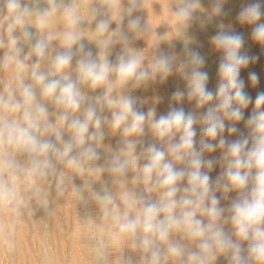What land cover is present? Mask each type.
Listing matches in <instances>:
<instances>
[{"label": "clouds", "instance_id": "obj_1", "mask_svg": "<svg viewBox=\"0 0 264 264\" xmlns=\"http://www.w3.org/2000/svg\"><path fill=\"white\" fill-rule=\"evenodd\" d=\"M226 2L213 0L206 20L226 15ZM262 4L250 0L237 20L251 26L252 41L264 48ZM143 5L144 0H0V243L14 253L23 219L37 207L51 217L50 202L73 193L76 202L94 206L95 218L82 220L93 234V264H215L221 256L227 264H264V91L245 118L253 97L240 76L259 58L243 51V35L220 21L210 38L221 53L218 83L209 89L205 57L186 37L196 13L204 11L202 0L168 5L172 38L183 41L182 60L163 51L146 58L145 50L129 46V33H155L149 19L142 28L134 16ZM169 33H155L151 48L171 40ZM85 40L95 44V55ZM117 44L121 51L112 61ZM173 73L185 87L172 93L166 113L138 107L132 90ZM248 79L253 87L259 83L256 72ZM96 90L101 91L90 94ZM185 98L206 111L178 106ZM241 121L247 134L226 139L225 132H240ZM146 128L153 142L143 144ZM109 133H119V146L99 164ZM218 149L219 157H205ZM217 163L221 172L213 180ZM105 173L110 182L102 180ZM233 192L231 203L222 206L221 199ZM49 259L45 250L42 261Z\"/></svg>", "mask_w": 264, "mask_h": 264}, {"label": "bare ground", "instance_id": "obj_2", "mask_svg": "<svg viewBox=\"0 0 264 264\" xmlns=\"http://www.w3.org/2000/svg\"><path fill=\"white\" fill-rule=\"evenodd\" d=\"M126 2H127V0H124L125 4H126ZM248 2H250V0H227V2L223 5L224 12L226 13V15H222L221 17H219L217 19H214L212 21H207L206 18L208 16V14L211 12V8L213 6V0H202V8L204 9V11H198L196 13V16L199 17V19L194 20L191 23V25L189 26V28L187 29L186 37L191 41L190 47L193 48L194 50H198L205 57L206 63L204 65V69L203 70L207 71L208 74H209V80H208V84H207V87L209 89L215 90L216 85L218 83L217 72H218V64H219V61H220L221 53H219L218 51H216L212 47V45L210 44V38L213 35H215V33L218 31V27L217 26L220 23V21H222L225 25L230 26L231 30H233L235 32H238V33H241L243 35V37H244V49H243V51L248 52L249 45H250V40H248V38L246 37V31L247 30H245V29H248L247 25L246 26L245 25H241L238 22V20H237V16H238L239 11ZM173 3H174V0H144V5H143L144 8L138 10L137 12H135L134 16H139L141 18V27L142 28L145 26V24L147 23V21L149 19V23L151 25H153V27H155L153 29V31H155V33L158 36L159 35H164L166 33L171 32L170 26L166 22H163V21H167L172 26V32L169 33V35L167 36L168 39H171L175 35V31L176 30H175V25L173 24V22L170 19V13L168 11V5L172 6ZM262 7H264V4H262ZM202 21H205V22L202 23ZM261 22H264V16H262ZM126 23H127V21L125 20V23H124V26H123L125 30H126ZM93 26H95L94 23H93ZM116 27H117L116 23H113L111 25V29H113V30ZM155 33L153 32L151 37H149L150 33H146L144 36H141L139 38H135V37L132 36L131 33H129V37H130L129 46L131 48L136 49V50H140L139 46H140V44H142L144 47H146V50H147V53H148L149 56H152L154 53H157L159 51H163V52H166V53H168L170 55H176L178 57V59L182 60L184 58V56H183V41L180 40V39H177V38H172L171 40L162 41L160 43L158 49L151 48L153 42L156 39ZM247 36H249V35H247ZM84 43L87 46V40H85ZM92 44L94 45V43H91V45ZM250 46H252V45H250ZM89 48H91V47H89ZM259 50H261V49H259ZM120 51H121V45L117 44L112 49V52H111V55H110V60L114 61L115 58H116L117 53H119ZM97 52H98V49L95 48V53L94 54H96ZM250 55L251 56H256L259 59L256 62L250 64L247 69H242L241 73H240L241 78L245 81V91L250 96L253 97V104H250L245 109V118H247V116L253 111L254 99H255L257 93L260 92V91H264V62H262V60H261L262 54H261V57H260L259 53L257 51H255V52L251 51ZM74 65H75V61H73V66ZM249 72H256L258 74V76H259V83L255 87H253L251 85V83L249 82V79H248ZM170 84H173V85L176 84V86H175L176 88L183 89L185 87V82H184L183 78L179 74L173 73V75H171L166 81L161 82V81H159L157 79L156 81H152V82H149L148 84H146L144 86H141L140 87V89H141L140 91H137L138 88L136 90H134V91H137L136 94H133L132 93L133 90H132L131 94L134 95L135 97H137L138 100L140 101V103H142V105H143L142 110L143 111H147V109L150 108V107H155L156 111H157V116H159L160 114L166 113L169 110L170 105L173 104L172 99H171V96H172L173 92H169L168 96H170V98H169L168 102H167L168 98H166V102L168 104H165V102L162 101L164 94L167 95L166 93H167V91H169ZM173 85H171V87ZM100 91L101 90H96V92H93V93H90V94L91 95H96V94H99ZM178 106H182L186 111L195 110L197 113H203L204 111H206V107L205 108H201V109H195V102L194 101L190 102V101L187 100V98H185V100L182 102V104L178 105ZM51 110H53V109L50 107V111ZM195 127H196V130H197L196 139L198 141L199 138H200V127L201 126L199 124H197ZM237 128L240 130L239 133L233 134V135L230 136L227 132H225L224 133L225 138L228 139L229 141L235 140L240 133L247 134V132H248V129L246 128L244 121L239 122L237 124ZM106 132H107V129H106ZM120 139H121V137H120L119 133L115 134L114 140L112 139V135L110 133L108 135H106V138H105V140L103 142L104 146L99 149V151L101 153V160L98 161L99 164H103L105 162V159L108 156L111 155V151L115 150L119 146ZM142 140H143V144H147V143L153 142V138H152L150 132H148L147 128H146V134L142 138ZM141 146H143V145H141ZM138 151H139V147H138ZM220 154H221V151L218 149L217 151H215L213 153H210V154L206 153L205 157L206 158H217V157L220 156ZM220 172H221V167H220L219 163H217L215 168L211 170L210 176L212 177L213 180H215ZM131 175H132V173H129V179L131 178ZM102 180L110 182V178H109L107 173H105L103 175ZM74 181H75V179H74ZM77 184L79 185V183H77ZM99 186H100L99 182H97L94 185V187H96V188H99ZM71 195L74 196L73 193H71ZM217 195L221 196V193L218 192ZM53 196H54V193H53ZM235 196H236V193L233 192V193L229 194V197L227 199L222 198L221 199V205L224 206V207H227L231 203V200ZM75 199H76V196H75ZM73 200L71 202H73ZM65 201H66V199H63V198L60 199V200L51 201V203L49 205V209L52 210L51 217H49L47 210L37 207V210L35 212L34 222H33V220H31V218H28V219H30L31 223L33 222L35 227H37L38 229H43L45 227H47V228L50 227L51 229H53L52 233L53 232H59L61 230V224L58 221V219L56 217V214L58 213V211H57L58 209H61L62 206L65 207V205H64ZM77 203L74 204V207H78L79 206V205L78 206L76 205ZM81 206L84 207V205H81ZM67 209H69V207H67ZM76 209L77 208H75L74 210H76ZM81 210H84V209H81ZM59 211H61V210H59ZM88 212H89V210H88ZM83 213H85V211ZM66 216H68V214ZM93 216L95 217V215H93ZM64 221H65V219H64ZM72 221H74V220H72ZM77 221H78V219H77ZM61 222H62V220H61ZM22 223L23 224L26 223V217L23 219V221L21 222L20 225H23ZM78 223H79V221H78ZM75 224H76V222H75ZM75 224H73V225L74 226L78 225V224L77 225H75ZM65 225H66V221H65ZM66 226H68V224ZM70 226H72V225H70ZM74 226H72V227H74ZM26 227L29 228L27 226V223H26ZM32 227H34V226H32ZM62 227H64V225ZM227 227L228 226H226V228ZM19 228H18V231H19ZM21 229H23V228L21 227L20 231H21ZM36 229H34V230H36ZM23 230L27 231L25 229H23ZM32 230H33V228H32ZM62 230H63V228H62ZM72 230H73V228H72ZM72 230H69V231H72ZM75 230L76 229H74L73 231H75ZM64 233H65V231H64ZM44 234H46V233H44ZM56 234H58V233H56ZM61 234H63V233H61ZM69 234H73V233H69ZM74 234L76 235L75 232H74ZM82 234H84V233H82ZM35 235H37V234H35ZM59 235H60V233H59ZM59 235H58L57 238H59V241H61L62 239H60L61 236L59 237ZM84 235H80V236H84ZM91 235L92 234L90 233V236ZM17 237H19V236H17ZM20 237H22V236H20ZM23 237H22V239H23ZM37 237H35L36 240L39 239V238L37 239ZM44 237L47 238V236H44ZM50 237H52V236H50ZM70 237H72V236H70ZM61 238H63V237H61ZM81 238H83V237H81ZM87 238L89 239V237H87ZM74 239H78V238H74ZM88 239H86V237H85V240L89 241L90 239L89 240ZM17 240H19V242L17 241V243H19V246H18V244H17V246L21 248V246H22L21 245L22 244L21 238L20 239L18 238ZM36 240H33V241H36ZM50 240H51V238H50ZM54 240L56 241V239H54ZM64 240H63V242H64ZM23 241H25V239H23ZM38 241H37V243H38ZM45 242H46V239H45ZM50 243H52V242L50 241ZM54 243H56V242L53 241L52 245ZM65 243H66V241H65ZM26 244H27V241H26ZM60 244H63V243H60ZM89 244L90 243H87V245H85L82 248V250L77 245H75L73 247V249L71 251L72 253L70 252L72 257L70 258V256L68 255L69 256L68 258L72 259L70 264H85V261H86V263L89 262V261L92 262L91 260L87 261L88 259L86 258V255H91V247L90 246L92 244L91 245H89ZM28 246H29V244H28ZM18 247H17V249L21 250V252L23 254V256L21 255L23 257V259H21V261L24 260V258H27L29 260V261H27L28 264H37L39 262V261L36 262L35 260H37V259L34 260L32 257H26V255L24 254V252L26 250L23 251V249H22L23 247L21 249L18 248ZM25 247H27V246H24V248ZM47 247H49V246H47ZM42 251H43V249H42ZM3 252H5V254H6V257H5L6 258V264H15V262H16L15 252L14 253L7 252V250L4 248L3 244L0 243V260H1V253H3ZM18 252L19 251H17L16 254H18ZM31 252L33 254V251H31ZM51 252H50V254L52 255ZM19 254H21V253L19 252ZM55 254L57 256L60 253L59 254L55 253ZM128 254H130V253L128 252L127 249H125V255H128ZM60 255H62V254H60ZM133 255H134V258L138 262L139 261L138 254H133ZM22 257H20V258H22ZM39 259H41V257ZM57 259L58 258L55 259V255H54V258L52 256H50V259H49L47 264H59L58 262H60V261H57ZM63 259H64V257L62 258V260ZM70 259H69V261H70ZM61 263H63V261ZM16 264H17V262H16ZM38 264H40V263H38ZM68 264H69V262H68ZM215 264H227V260L225 259V257L221 256V257H219L217 259Z\"/></svg>", "mask_w": 264, "mask_h": 264}, {"label": "rangeland", "instance_id": "obj_3", "mask_svg": "<svg viewBox=\"0 0 264 264\" xmlns=\"http://www.w3.org/2000/svg\"><path fill=\"white\" fill-rule=\"evenodd\" d=\"M85 26H88L87 25V23L85 22ZM246 26V25H245ZM91 27H94L93 26V24L91 25ZM247 28L248 29H245V30H247L246 31V37L248 38V40H250V45H252V46H250L249 45V49H248V54L250 55V53H251V51H253V52H255V51H257L258 53H259V56L261 57V54H262V57H261V60H262V62H264V48H262L260 45H258V44H256V43H254L253 41H252V39H251V37H250V31H251V27L250 26H248L247 25ZM247 35H249V36H247ZM90 45H89V44ZM252 43V44H251ZM87 47L89 48V47H91V49H92V51H93V53H95V44L93 45H91V42H89V41H87ZM139 48H140V50H145V54H146V58H147V55H148V53H147V50H146V47H144L142 44H140V46H139ZM143 48V49H142ZM251 48V49H250ZM254 49V50H253ZM259 49H261V50H259ZM251 50V51H250ZM0 55H2V52H0ZM95 55V54H94ZM149 56V55H148ZM150 57V56H149ZM35 59V58H34ZM33 59V60H34ZM147 62V61H146ZM0 79H2V76H0ZM171 85H173V84H170V86H169V91H167V95H165L164 94V96H163V99H162V101H164L165 102V104H168L167 102H168V100H169V98H170V96H168L169 95V92H174L177 88L175 87L176 86V84L175 85H173L172 87H171ZM171 87V88H170ZM175 87V88H174ZM0 88H2V85H0ZM134 90H136V89H134ZM133 90V94H136V92L137 91H140L141 89L140 88H138L137 89V91H134ZM166 98H168L167 99V102H166ZM139 101V100H138ZM173 102V101H172ZM138 106H140V101H139V103H138ZM112 135V134H111ZM67 138V137H66ZM114 138H115V135H112V139L114 140ZM219 175V174H218ZM74 179H75V181H74V183H79V185H81L82 183H83V181L80 179V178H76V177H74ZM78 181H77V180ZM81 183V184H80ZM78 185V184H77ZM100 187V186H99ZM70 194V195H69ZM67 196V198H66V201H65V203H64V205H65V207L64 206H62L61 207V209H58L57 211H58V213L56 214V217H57V219H58V221L60 222V224H61V230L59 231V232H53L52 233V231H53V229H51L50 227L49 228H47V227H45V228H43V229H38L37 227H35V225H34V218H35V214L33 215V217H26V223H27V226L29 227V228H27L26 227V223H22L23 225H20L23 229H25V230H27V231H24L23 229H21V231H20V228H19V231L17 232V236H19V237H16V239H20L21 238V241H22V246H21V248L23 249V251L24 250H26L25 252H24V254L26 255V257H32L34 260L35 259H37V260H35L36 262H38V263H40V264H44V262L42 261V255H43V253L45 252V250L47 251V254H48V256L50 257V256H52L53 258H54V255H55V259L56 258H58L57 259V261H60V262H58L59 264H68V262H69V264H70V262H71V260L72 259H70L71 257H72V255H71V251H72V249H73V247L75 246V245H77L81 250H82V248L85 246V245H87V243H90L89 245H91L92 244V242H94V240H92L93 239V234H92V232L91 231H89V229L87 228V227H85V225H84V223L82 222V218H85L86 216H88V215H91V216H93V215H95V210H94V206H89L88 207V209L85 207H83V206H81L82 204H80L79 202L77 203L76 202V199H75V195L73 196V195H71V193H69ZM75 201H74V200ZM73 200V202H71ZM69 202V203H68ZM77 203L76 205L78 206V207H74V204L75 203ZM51 203V202H50ZM50 205V204H49ZM75 205V206H76ZM67 207H69V209H67ZM75 208H77L76 210H74ZM92 208V209H91ZM81 209H84V210H81ZM59 210H61V211H59ZM87 210V211H86ZM88 210H89V212H88ZM67 213H66V212ZM85 211V213H83ZM94 213H93V212ZM80 212V213H79ZM91 212V213H90ZM66 213V214H65ZM68 214V216H66ZM73 214V215H72ZM86 214V215H85ZM60 215V216H59ZM63 215V216H62ZM67 217V218H66ZM94 217V216H93ZM28 218H31V220H33V222L31 223V220L30 219H28ZM95 218V217H94ZM64 219H65V221H66V225L68 224V226H66L65 225V221H64ZM77 219H78V221H79V223H78V221H77ZM61 220H62V222H61ZM72 220H76L75 222H76V224H75V222L74 221H72ZM29 222V223H28ZM73 224H75V225H77V226H74ZM82 224V225H81ZM64 225V227H62ZM70 225H72V226H74V227H72V226H70ZM32 226H34V227H32ZM32 228H33V230H32ZM37 228V229H36ZM62 228H63V230H62ZM72 228H73V230L74 229H76L75 231H73L72 230ZM85 228V229H84ZM34 229H36V230H34ZM80 229V230H79ZM47 230V231H46ZM69 230H72V231H69ZM23 231V232H22ZM45 231V232H44ZM64 231H65V233H64ZM74 232L76 233V235L74 234ZM33 233V234H32ZM39 233V234H38ZM44 233H46V234H44ZM56 233H58V234H56ZM59 233H60V235H59ZM61 233H63V234H61ZM69 233H73V234H69ZM82 233H84V234H82ZM89 233V234H88ZM90 233L92 234L91 236H90ZM35 234H37V235H35ZM43 234V235H42ZM50 234V235H49ZM55 234V235H54ZM87 234V235H86ZM54 235V236H53ZM58 235H59V237L61 236V237H63V238H61L60 237V239H62L61 241H59V238H57L58 237ZM80 235H84V236H80ZM89 235V236H88ZM20 236H24L23 237V239H25V241H23V239H22V237H20ZM27 236V237H26ZM38 236V237H37ZM44 236H47V238L46 237H44ZM50 236H52V237H50ZM66 236V237H65ZM70 236H72V237H70ZM78 236V237H77ZM34 237V238H33ZM35 237H37V239L39 240H36V238ZM55 237V238H54ZM81 237H83V238H81ZM85 237H86V239H88L87 237H89V241H87V240H85ZM50 238H51V240H50ZM71 238V239H70ZM74 238H78V239H74ZM44 239V240H43ZM45 239H46V242H45ZM49 239V240H48ZM54 239H56V241L54 240ZM65 239V240H64ZM33 240H36V241H33ZM63 240H64V242H63ZM18 242H19V240H17ZM26 241H27V244H26ZM33 241V242H32ZM37 241H38V243H37ZM41 241V242H40ZM50 241L53 243V241L54 242H56V243H54L53 245H52V243H50ZM65 241H66V243H65ZM68 241V242H67ZM73 241V242H72ZM77 241V242H76ZM87 241V242H86ZM25 242V243H24ZM48 242V243H47ZM63 243V244H60V243ZM43 245H42V244ZM47 243V244H46ZM50 243V244H49ZM68 243V244H67ZM73 243V244H72ZM85 243V244H84ZM18 244V246H19V243H17ZM28 244H29V246H28ZM34 244V245H33ZM49 246V247H47V246ZM52 245V246H51ZM69 245V246H68ZM17 246V247H18ZM24 246H27V247H25L24 248ZM45 248H44V247ZM51 246V247H50ZM17 247H16V250L17 251H19L21 254H19V252H18V254H16L17 253V251L15 250V256H16V262H17V264H28V262L27 261H29L27 258H24V260H22L21 261V259H23V254H22V252H21V250H19V249H17ZM30 247V248H29ZM40 247V248H39ZM42 247V248H41ZM56 247V248H55ZM61 249H60V248ZM91 247V246H90ZM18 248H20V247H18ZM20 248V249H21ZM68 248V249H67ZM39 249V250H38ZM42 249H43V251H42ZM59 250V251H58ZM30 251V252H29ZM31 251H33V254H32V252ZM52 251V252H51ZM56 251V252H55ZM50 252L52 253V255L50 254ZM71 252V253H70ZM82 252V251H81ZM31 253V254H30ZM55 253H57V254H62V255H57L56 256V254ZM41 254V255H40ZM67 254V255H66ZM22 255V256H21ZM65 255V256H64ZM70 256V258H68L69 256ZM62 256V257H61ZM6 254H5V252H3V253H1V260H0V264H6ZM19 257V258H18ZM20 257H22V258H20ZM37 257V258H36ZM41 257V259H39ZM64 257V259L66 260H62V258ZM86 258L88 259L87 261H89V260H91L92 262H87L86 263V261H85V264H93V257H92V255H86ZM69 259H70V261H69ZM41 260V261H40ZM86 260V259H85ZM24 261V262H23ZM63 261V263H61ZM16 262H15V264H16ZM42 262V263H41ZM67 262V263H66ZM37 263V264H38ZM48 263V262H47Z\"/></svg>", "mask_w": 264, "mask_h": 264}]
</instances>
